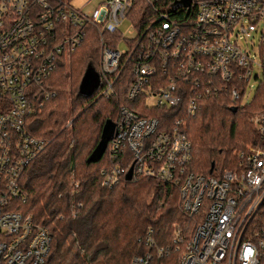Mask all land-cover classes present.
Here are the masks:
<instances>
[{
	"label": "built area",
	"instance_id": "obj_1",
	"mask_svg": "<svg viewBox=\"0 0 264 264\" xmlns=\"http://www.w3.org/2000/svg\"><path fill=\"white\" fill-rule=\"evenodd\" d=\"M175 1L98 0L84 8L71 0H0V264H45L51 234L17 208L26 199L22 174L48 142L29 131L28 118L93 29L94 91L114 98L122 85L126 99L104 151L111 163L102 184L125 180L132 167L131 178L176 185L181 209L195 217L188 234L175 222L165 245L149 228L150 249L129 264H264V110L252 117L258 139H235L237 164L203 174L187 168L191 140L183 120L164 109L193 115L203 97L220 92L245 104L251 79L264 89V0H189L172 10ZM126 16L128 35L119 29Z\"/></svg>",
	"mask_w": 264,
	"mask_h": 264
},
{
	"label": "trees",
	"instance_id": "obj_2",
	"mask_svg": "<svg viewBox=\"0 0 264 264\" xmlns=\"http://www.w3.org/2000/svg\"><path fill=\"white\" fill-rule=\"evenodd\" d=\"M110 36L104 33L106 39ZM98 50L99 36L93 29L69 61L54 72L53 94L28 118L29 131L48 142L22 174L26 199L17 208L48 228L51 244L45 264H129L134 254L150 249L143 240L149 228L156 243L165 245L175 222L187 234L195 224V217L180 207L176 185L144 176L104 185L101 171L111 163L107 152L95 162L86 161L104 120H114L126 101L122 85L117 86L114 98L95 91L79 93L87 65L95 68L98 62ZM164 109L167 115L183 120V130L191 140L187 168L213 174L237 164L236 138L258 139L252 117L264 110V89L258 86L245 104L233 101L226 92L203 97L201 109L193 115L176 107ZM73 182L77 184L71 189Z\"/></svg>",
	"mask_w": 264,
	"mask_h": 264
},
{
	"label": "water",
	"instance_id": "obj_3",
	"mask_svg": "<svg viewBox=\"0 0 264 264\" xmlns=\"http://www.w3.org/2000/svg\"><path fill=\"white\" fill-rule=\"evenodd\" d=\"M189 0H176L173 3L172 10L181 4L188 3ZM99 82V74L96 72L94 67L91 64L87 65V68L84 72V75L81 79L79 86V93L82 95H90L95 90L97 84ZM82 86L87 88V91L82 90ZM236 106L232 107V110H235ZM115 123L111 118H106L102 125L101 134L98 142L86 158L87 162H95L97 161L104 153L108 140L113 136ZM131 170L132 167H129L125 177L126 179L131 178Z\"/></svg>",
	"mask_w": 264,
	"mask_h": 264
},
{
	"label": "rangeland",
	"instance_id": "obj_4",
	"mask_svg": "<svg viewBox=\"0 0 264 264\" xmlns=\"http://www.w3.org/2000/svg\"><path fill=\"white\" fill-rule=\"evenodd\" d=\"M87 0H71V2L79 7V6H83L84 8H89V7H93L94 5H96L98 0H89L88 3L84 4ZM131 28V20L129 19L128 16H126L123 21L121 22V24L119 25V29L121 32H123V34L128 35V29ZM125 46L124 42H119L118 43V47L122 48ZM251 83H252V87L250 89L246 90V95L244 97V102L247 103L249 102L252 97L254 96L255 90L257 88V81L251 79ZM82 90L83 91H87V88L85 86H82ZM248 94V95H247Z\"/></svg>",
	"mask_w": 264,
	"mask_h": 264
}]
</instances>
